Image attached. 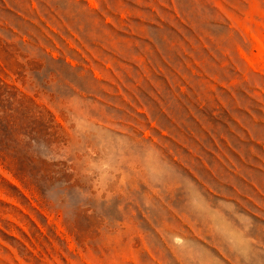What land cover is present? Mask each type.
<instances>
[{
	"label": "rangeland",
	"instance_id": "374dc122",
	"mask_svg": "<svg viewBox=\"0 0 264 264\" xmlns=\"http://www.w3.org/2000/svg\"><path fill=\"white\" fill-rule=\"evenodd\" d=\"M0 264H264V0H0Z\"/></svg>",
	"mask_w": 264,
	"mask_h": 264
}]
</instances>
